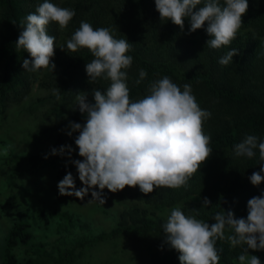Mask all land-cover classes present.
I'll return each instance as SVG.
<instances>
[{
    "label": "clouds",
    "instance_id": "clouds-1",
    "mask_svg": "<svg viewBox=\"0 0 264 264\" xmlns=\"http://www.w3.org/2000/svg\"><path fill=\"white\" fill-rule=\"evenodd\" d=\"M248 8V0H224L223 4L220 0H155L161 21L170 20L183 31L187 19L188 34L203 28L210 37L206 46L211 49L230 45ZM75 14L74 9L44 0L35 12L26 16L19 25L23 30L15 43L17 49L23 48L31 57L23 60L24 70L54 72L56 37L47 33V25L55 22L64 29ZM66 47L72 52L81 48L90 50L94 59L85 65L89 83L98 78L111 83L104 91L91 90L94 103L88 101L87 92L76 95L75 109L78 107L86 122L82 125L69 121L66 134L72 137L78 133L74 143L83 159H72L76 149L70 144L50 150V155L68 158L82 184L77 188L69 171L57 184L59 195L84 200L91 193L87 203L103 205L104 189L116 193L126 186H138L147 195L160 187L186 188L213 151L208 146L211 137L203 132V123L211 112L200 108L191 85L184 84L181 91L180 86L164 76L150 85L149 95L130 101L125 70L133 63V57L126 55L132 43L115 39L109 28L94 29L90 23L81 21ZM60 48L64 50L63 46ZM237 55L238 49H230L218 63L227 66ZM146 76V71L140 69L135 83L140 84ZM59 92V88L54 90L57 98ZM257 150L260 162H264V139L255 135H246L234 145L238 157L253 158ZM261 173L264 167L248 178L253 186L264 182ZM210 204L204 197L202 207ZM212 219L215 222L210 225L195 216H186L179 206L173 207L161 224L163 245L179 253L180 264H220L222 250L217 249L216 243L226 239L232 248L242 249L237 258L239 264H261L260 258L250 252L264 251V192L247 201L246 218H236L233 211L224 209ZM226 230L230 232L227 236Z\"/></svg>",
    "mask_w": 264,
    "mask_h": 264
},
{
    "label": "trees",
    "instance_id": "trees-1",
    "mask_svg": "<svg viewBox=\"0 0 264 264\" xmlns=\"http://www.w3.org/2000/svg\"><path fill=\"white\" fill-rule=\"evenodd\" d=\"M220 2L223 4L224 0ZM248 2L249 8L242 16L243 24L236 38L220 49L206 46L210 37L203 28L188 34L190 25L187 19L183 31L170 20L161 21L155 9V0L63 2L77 13L72 26L86 18L94 29L109 28L115 39H127L132 43L126 55L133 57V63L125 70L128 72L130 101L149 95L150 85L168 76L181 87V91L184 84H190L200 108L211 112V117L203 123V132L211 137L208 146L213 151L190 178L188 186L178 189L160 187L146 196L148 202L154 203L167 204L170 199L183 201L182 211L186 216H195L210 225L215 222L213 216L224 209L233 211L236 218H246L247 201L264 192V182L253 186L248 179L253 172L264 167V162L259 160L258 150L253 158L234 154V145L246 135L264 139V3L261 0ZM6 38L7 43L1 45L2 55L7 62L0 87L4 92L13 84H25V79L21 81L8 76L11 68L16 74L21 73L18 76L24 73L23 67L15 66L12 61L14 49L9 43L13 38L12 31ZM61 41L66 45L65 38ZM233 48L239 50V55L229 65H220L219 58ZM93 59L86 48L78 49L75 53L60 50L55 57L58 72L68 75L66 79L71 87L72 100L78 92L84 91L85 86L91 93L93 88L104 91L110 85L111 82L103 78L89 83L85 65ZM140 69L145 70L147 76L136 84ZM92 98L91 95L88 101L94 103ZM83 116L79 111L78 118L83 119ZM204 197L211 201L208 207H202ZM122 226L126 231H148L153 228L147 212L138 209L123 214ZM27 228V223L20 222L10 229L2 264H38L33 258L21 261L13 252L20 242H29L31 234ZM229 234L226 230L225 236ZM216 247L222 250L223 264H233L242 251L239 246L232 248L226 239L218 240ZM169 260L170 257L164 263Z\"/></svg>",
    "mask_w": 264,
    "mask_h": 264
},
{
    "label": "rangeland",
    "instance_id": "rangeland-1",
    "mask_svg": "<svg viewBox=\"0 0 264 264\" xmlns=\"http://www.w3.org/2000/svg\"><path fill=\"white\" fill-rule=\"evenodd\" d=\"M64 1L49 0L59 7L73 9L63 5ZM43 2L0 0V87L7 63L1 45L7 43L6 37L12 31L9 43L14 49L15 66L21 67L24 59H31L15 43L23 30L19 26L21 22ZM76 17L77 13L64 29L55 22L47 25V33L56 37L53 63L60 47L68 50L61 40L67 41L79 28L81 19L72 26ZM82 21L90 23L86 18ZM22 73L23 76H18L21 73L9 69L10 79H25V84H13L5 92L0 90V264L8 233L20 222L28 224L31 238L26 244L20 242L13 252L24 262L33 258L38 264H180L179 253L163 245L161 224L173 207L183 210V201L148 202V194H143L138 186H126L116 193L104 189L103 205L87 203L91 193L84 200L59 195L57 184L69 171L76 179V187L82 184L68 158L50 155V150L70 144L76 149L72 159H83L74 143L78 133L72 137L66 133L69 121L83 125L86 117L78 118L77 94L72 100L68 75L59 73L56 67L54 72L49 69L30 72L23 68ZM58 88L59 98L54 94ZM83 92L91 97L88 87ZM137 209L147 212L152 221L151 230L122 229L123 214ZM250 254L258 256L264 264V251ZM168 257L170 260L164 263Z\"/></svg>",
    "mask_w": 264,
    "mask_h": 264
}]
</instances>
